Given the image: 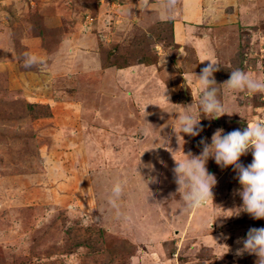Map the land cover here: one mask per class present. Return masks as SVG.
I'll use <instances>...</instances> for the list:
<instances>
[{
	"label": "rangeland",
	"instance_id": "rangeland-1",
	"mask_svg": "<svg viewBox=\"0 0 264 264\" xmlns=\"http://www.w3.org/2000/svg\"><path fill=\"white\" fill-rule=\"evenodd\" d=\"M144 2L0 0V264H258L236 255L247 234L238 226L251 216L234 215L243 202L233 166L208 160L214 199L194 210L173 168L183 153L199 155L217 129L264 122V93L224 84L236 69L264 80V0H234L242 23L218 39L229 44L219 46L214 77L230 114L218 119L200 115L199 85L182 75L181 46L195 45L202 29L175 42L170 20L151 23L148 7L159 1L147 0L146 10ZM231 2L204 4L219 15L217 6ZM182 6L165 5L175 19ZM26 53L35 66H24ZM141 59L152 78L138 84ZM186 111L201 119L198 136L179 134ZM252 159L249 151L240 163ZM136 168L154 179L146 184ZM117 182L123 194L113 205Z\"/></svg>",
	"mask_w": 264,
	"mask_h": 264
},
{
	"label": "clouds",
	"instance_id": "clouds-1",
	"mask_svg": "<svg viewBox=\"0 0 264 264\" xmlns=\"http://www.w3.org/2000/svg\"><path fill=\"white\" fill-rule=\"evenodd\" d=\"M177 2L178 0H167V6L173 8ZM146 8L147 0L143 5V9L146 10ZM205 61H209V63L201 69L199 75L195 72L190 74L201 91L200 115L203 114L204 117H212V119H218L225 114L230 115L218 98L219 89L216 87L217 82L214 73L220 70V65L213 60H202L201 63ZM37 63L36 56L25 54L24 66L26 68L33 67ZM224 84H227L228 88L234 91L247 90L253 93H264V80L255 79L240 69L231 71L230 78ZM165 97L168 101V97ZM200 121L201 119L197 115L186 111L179 119V134L198 136L203 131ZM200 144L203 147L199 155H194L191 152L183 153L185 159L180 161L173 157L175 161L173 173L175 183L178 186L177 192H182L186 207L193 210L200 209L206 206L209 200L213 201L214 193L212 190L217 184V179L206 167L208 160L213 158L218 166L222 168L233 166L237 173L241 189L236 190V194L241 197L243 203L236 209L234 215L239 216L241 212H244L255 220L264 219V122L247 124L243 130L236 129L227 134L224 133L223 129H217L211 137V144L207 143L205 139H201ZM249 151H251L253 159L250 164L245 166L240 163V158ZM146 167L154 171L151 165ZM136 171L146 184L154 179L149 177V180H145L138 168ZM122 194L123 187L120 182H117L112 188L114 199L110 202L115 205L116 200ZM212 225L213 223L211 227ZM237 243L242 244V247L236 250V255L239 256L244 253L255 255L258 264H264V227L250 228L246 237L238 240ZM217 244L227 249L223 255L230 251L227 244Z\"/></svg>",
	"mask_w": 264,
	"mask_h": 264
},
{
	"label": "crops",
	"instance_id": "crops-1",
	"mask_svg": "<svg viewBox=\"0 0 264 264\" xmlns=\"http://www.w3.org/2000/svg\"><path fill=\"white\" fill-rule=\"evenodd\" d=\"M158 1H159L158 4L152 3L151 4L152 7L151 6L148 7L149 10L151 11V12H148L152 20L151 23H158L159 21L160 22L163 21L167 23L168 22L167 20H170V22L172 23L171 31L174 33L173 39L175 42H176V38H182L184 36L185 30H186V34L192 35L193 34L192 32L195 30L194 28H197L199 26V28L202 29V32L199 33V37L197 39L199 42L197 41L195 45H193L194 43H191L192 45L190 48H184L183 45H182L183 47L181 46V48L185 50L183 51V58L181 59L182 69H184L182 75L184 73L187 74V73H194V72L196 74H200L201 69L204 67L203 64L207 62L205 61L201 63L202 60H213L214 62L218 63L219 53H221L219 46H222L221 48L224 50L226 47L225 45L229 46V44H227L228 40H223L221 44H218V39L220 40L221 38H225V39L230 38V37L232 38L234 34H237L238 32L237 27L241 25L242 23L241 18L239 16V11L235 8L234 0L233 2L229 4H222L224 2L220 3V5L217 6L218 8L217 14L219 15H214L213 11L212 13L210 12L211 9L209 7H205L206 5L204 4V1H207V0H178L177 2L178 5L180 3L183 5L181 11L179 10L178 15H180V17L178 19H175V17L172 18L169 16L171 12H169L170 10H168V8L165 7V5H167V0H158ZM215 16H217L218 18H216ZM191 38L194 40L193 37ZM208 38H209L210 43L215 42V44H217L216 47H212L213 49L208 48L209 46L207 45ZM236 45L237 43L233 47L235 48ZM190 59L191 61H189ZM193 62L195 64V69L190 70V66L193 64ZM199 65L201 67L198 68ZM136 66L140 67L139 71L137 70L136 72L137 74L135 73L136 77L133 76V78L138 79L137 83L139 82V80H142V82H145V79H149L150 77L152 78V76L148 74V72H150V68L153 69L152 67L153 65L151 63L141 62L137 64ZM141 70L143 71V75L141 76L142 78L138 76V72H140ZM175 70L179 72L178 67H176ZM220 71H221V67L218 72ZM221 77H223V75L222 76L220 75L219 78ZM84 98H85V94L83 95V97H79V99H81L80 102L82 101L86 102L87 99L84 100ZM221 173H224L223 170ZM237 189H240V187H238ZM232 196L238 197V195H235V193ZM221 206L222 205L220 204V207ZM233 206H234V203H231L227 211L233 213L232 212ZM208 211L209 209H205V212H208ZM240 214H242V212ZM245 219H247V222L249 221L250 223L239 224L242 226H238V227H241V228H238V230L248 232V230L253 227L255 228L264 227V223H254L251 217H248ZM243 223H246V222H243ZM214 224L215 223H213L211 229L214 228ZM215 227H216L215 229L217 230L216 233L219 232L220 230H223L224 228V227H218L216 225ZM244 237H246V235ZM244 237L242 236L241 239ZM240 246L242 247V244H240Z\"/></svg>",
	"mask_w": 264,
	"mask_h": 264
},
{
	"label": "trees",
	"instance_id": "trees-1",
	"mask_svg": "<svg viewBox=\"0 0 264 264\" xmlns=\"http://www.w3.org/2000/svg\"><path fill=\"white\" fill-rule=\"evenodd\" d=\"M170 23V22H169ZM171 28V27H170ZM171 30V29H170ZM173 34H172V31H171V36H172ZM172 38H173V36H172ZM55 39V38H54ZM55 40H57V38L55 39ZM111 53H113L112 51H111ZM141 62H146V61H144L143 59H141V60H138L137 61V63H141ZM147 63H150V62H147ZM254 223H259V222H254ZM260 223H264V222H260Z\"/></svg>",
	"mask_w": 264,
	"mask_h": 264
}]
</instances>
